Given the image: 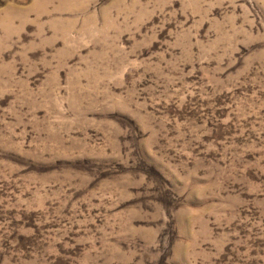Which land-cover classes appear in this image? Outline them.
<instances>
[{"label": "rangeland", "instance_id": "374dc122", "mask_svg": "<svg viewBox=\"0 0 264 264\" xmlns=\"http://www.w3.org/2000/svg\"><path fill=\"white\" fill-rule=\"evenodd\" d=\"M0 264H264V0H0Z\"/></svg>", "mask_w": 264, "mask_h": 264}]
</instances>
